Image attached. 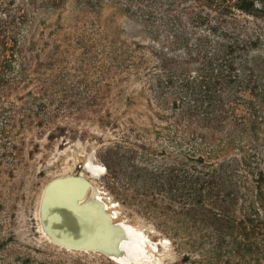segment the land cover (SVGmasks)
Instances as JSON below:
<instances>
[{
    "label": "trees",
    "instance_id": "1",
    "mask_svg": "<svg viewBox=\"0 0 264 264\" xmlns=\"http://www.w3.org/2000/svg\"><path fill=\"white\" fill-rule=\"evenodd\" d=\"M71 47L103 82L143 85L157 137L107 111L129 149L105 163L145 184L176 264H264V0H0V164L52 127L50 70ZM2 219L0 264H88L19 245Z\"/></svg>",
    "mask_w": 264,
    "mask_h": 264
},
{
    "label": "rangeland",
    "instance_id": "2",
    "mask_svg": "<svg viewBox=\"0 0 264 264\" xmlns=\"http://www.w3.org/2000/svg\"><path fill=\"white\" fill-rule=\"evenodd\" d=\"M110 13L109 7L103 9L102 22ZM64 18L66 25L71 23L69 15ZM117 23L130 26L119 18ZM94 65L83 61L81 52L75 47L57 55L56 63L50 70L52 127L21 133L15 150L17 159L13 164L7 160L0 164V211L5 232L13 231L19 245L60 255L64 259H81L88 264H116L99 252L62 249L42 231L40 202L48 183L65 175H83L92 188L94 186L99 190L102 202L109 206L116 221L126 222L145 234L147 258L139 264H176L181 260L182 253L166 234L169 227L167 220L147 202L137 198V193L147 192L145 184L140 182L133 187L125 186L111 177L105 163L109 156L129 149L128 146L122 147V128L101 124L102 116L108 120L107 111L110 120L117 118L119 122H133L136 130L145 133V141L150 142L157 137L148 118L146 102L138 98L143 85L131 80L118 86L103 82L102 70ZM128 97L134 98L131 103ZM155 146L159 144L155 143ZM88 161L92 162L96 173L91 174L85 169ZM55 209L62 211L65 224L74 235L80 236L82 228L78 215L67 206L63 209L53 207L48 214ZM75 228L76 231H73ZM54 233H58L56 237L59 240V232Z\"/></svg>",
    "mask_w": 264,
    "mask_h": 264
},
{
    "label": "bare ground",
    "instance_id": "3",
    "mask_svg": "<svg viewBox=\"0 0 264 264\" xmlns=\"http://www.w3.org/2000/svg\"><path fill=\"white\" fill-rule=\"evenodd\" d=\"M93 168L92 162L88 161L85 169L93 174ZM99 195V190L94 186L92 188L83 175H65L53 179L46 186L45 198L42 199L45 216L48 221L51 219L47 223H53L59 217L64 218L59 209L48 214L53 207L63 209L67 206L80 218L82 233L80 236L74 235L64 221L53 224L51 229L59 232L62 244L85 247L90 253L99 252L116 264H139L147 258L143 237L145 234L126 222L116 221L109 206L102 202ZM56 239L58 241L57 237Z\"/></svg>",
    "mask_w": 264,
    "mask_h": 264
},
{
    "label": "water",
    "instance_id": "4",
    "mask_svg": "<svg viewBox=\"0 0 264 264\" xmlns=\"http://www.w3.org/2000/svg\"><path fill=\"white\" fill-rule=\"evenodd\" d=\"M43 194H42V198H41V202H40L39 218H40L41 228H42V231H43L44 235L51 242L59 245V247L62 248V249L69 250V251L87 252L88 249L85 248V247H81V246H75L74 247V246L67 245V244H64V243L62 244L61 241H59V240L57 241L56 236L58 235V233H54L52 231L51 227L53 226V224H57V223H60V222L64 221L65 218L59 217V218H56L54 220V222L52 221L53 223H47V222H50L51 219H49V221H48V218H46V216H45V210H44V207H43V200H42L43 199ZM73 231H76V228ZM120 264H128V263L120 262Z\"/></svg>",
    "mask_w": 264,
    "mask_h": 264
}]
</instances>
